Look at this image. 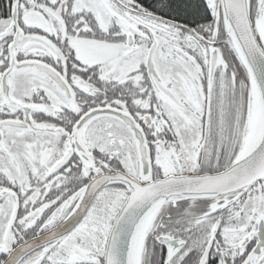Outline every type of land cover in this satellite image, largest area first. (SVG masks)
<instances>
[{
    "label": "snow or ice",
    "instance_id": "snow-or-ice-1",
    "mask_svg": "<svg viewBox=\"0 0 264 264\" xmlns=\"http://www.w3.org/2000/svg\"><path fill=\"white\" fill-rule=\"evenodd\" d=\"M0 264H264V0H0Z\"/></svg>",
    "mask_w": 264,
    "mask_h": 264
}]
</instances>
